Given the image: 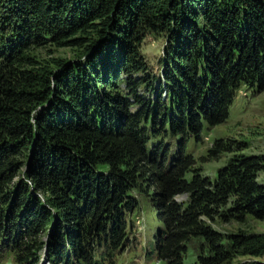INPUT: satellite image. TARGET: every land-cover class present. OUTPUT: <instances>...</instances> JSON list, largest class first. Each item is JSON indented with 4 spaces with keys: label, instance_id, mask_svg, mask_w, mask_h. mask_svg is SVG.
<instances>
[{
    "label": "trees",
    "instance_id": "1",
    "mask_svg": "<svg viewBox=\"0 0 264 264\" xmlns=\"http://www.w3.org/2000/svg\"><path fill=\"white\" fill-rule=\"evenodd\" d=\"M147 35L165 40L157 76ZM243 87L264 89V0H0V264H40L45 245L51 264H115L135 193L152 197L164 264L192 239L193 264L264 257L261 235L206 223L264 220V153L214 140L201 161L236 153L213 180L185 153Z\"/></svg>",
    "mask_w": 264,
    "mask_h": 264
},
{
    "label": "rangeland",
    "instance_id": "2",
    "mask_svg": "<svg viewBox=\"0 0 264 264\" xmlns=\"http://www.w3.org/2000/svg\"><path fill=\"white\" fill-rule=\"evenodd\" d=\"M165 40L161 36L147 35L141 44V55L145 59L148 70L152 75L157 76L160 72V58L163 54ZM62 56L72 57L68 51H60ZM178 137L170 139L165 138L164 143L170 144L169 155H172L176 149ZM220 139L232 144L235 142L244 143V147L239 153L244 155H255L264 153V89L260 92L241 88L229 107L227 119L213 127L203 126L201 139L195 141L189 137L185 145V153L190 154L196 160L195 167L201 174L213 180L216 177L217 169L224 166L232 154L222 153L217 158L201 161L199 158H206L207 150L211 143ZM235 145L234 143L232 144ZM191 173L186 177L190 178ZM259 183H264V171L259 172L257 176ZM151 195V193L149 192ZM138 209L133 214L134 228L131 230L125 250L121 251L115 264H164L159 261L153 250L154 234L161 223L156 218V211L151 196H139ZM179 202H184L186 196L177 198ZM214 230L223 236L229 234H251L264 237V220L255 219L251 216H245L242 220L232 219L224 221L220 218L207 220L206 222ZM202 241L192 239L186 244L187 251L183 258V264H193L201 251ZM47 246L42 250L40 264H51L45 257ZM250 262H264V257L255 258L251 255H236L229 264H240Z\"/></svg>",
    "mask_w": 264,
    "mask_h": 264
}]
</instances>
